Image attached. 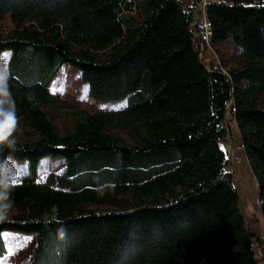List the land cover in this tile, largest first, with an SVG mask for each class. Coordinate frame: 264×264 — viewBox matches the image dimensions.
Instances as JSON below:
<instances>
[{"label":"trees","instance_id":"1","mask_svg":"<svg viewBox=\"0 0 264 264\" xmlns=\"http://www.w3.org/2000/svg\"><path fill=\"white\" fill-rule=\"evenodd\" d=\"M195 10L194 0H0L19 121L0 163L12 157L30 172L14 178L0 216V261L11 231L36 236L27 264L262 263L264 234L242 212L222 145L228 115L264 223V0L206 7L209 44L239 51L228 74L201 58ZM64 65L92 100L123 105L88 113L60 103L49 85ZM46 156L65 168L37 181Z\"/></svg>","mask_w":264,"mask_h":264},{"label":"rangeland","instance_id":"2","mask_svg":"<svg viewBox=\"0 0 264 264\" xmlns=\"http://www.w3.org/2000/svg\"><path fill=\"white\" fill-rule=\"evenodd\" d=\"M11 27L12 24L9 16L6 15L0 24V31H7ZM201 49H203L201 58L204 62L207 64L215 62L227 74L229 71L238 67L235 59L237 58L239 51L229 42L219 43L213 46L209 44V46L206 47L205 45H202ZM9 57V51L1 52L0 71L7 73V62ZM49 87L51 88V93H55L54 95L60 103L65 102L69 106H73V109H82L88 113L109 111L117 109L123 105V102H98L92 100L88 96V85L81 80L80 71L70 65H64L59 70ZM58 110L60 111V118L59 122L57 121L55 124L62 132L67 131L70 126V116L65 114L66 108L62 106V104H60ZM71 112H73V110H71ZM227 123V138L222 147L226 151L229 160L228 170L233 174V179L241 198V208L245 218L254 222L257 231L260 235H263L264 223L258 205L257 183L250 169L249 161L241 147V139L237 126L228 115ZM5 162L14 178L30 176L27 162L18 161L12 157H6L3 163ZM64 168L65 161L63 158L46 156L39 160L33 176L37 181H44L45 173L63 172ZM2 239L8 253L6 257L0 261V264H27L30 261L32 251L36 244V236L34 234L4 231L2 232ZM255 248L258 250L257 255L259 258L260 250L256 244ZM263 260L264 259L262 258L261 264H264Z\"/></svg>","mask_w":264,"mask_h":264},{"label":"clouds","instance_id":"3","mask_svg":"<svg viewBox=\"0 0 264 264\" xmlns=\"http://www.w3.org/2000/svg\"><path fill=\"white\" fill-rule=\"evenodd\" d=\"M9 75L0 71V150L15 147L14 133L18 127L16 102L9 86ZM14 176L5 163H0V216H4L12 208L10 199L14 187Z\"/></svg>","mask_w":264,"mask_h":264},{"label":"built area","instance_id":"4","mask_svg":"<svg viewBox=\"0 0 264 264\" xmlns=\"http://www.w3.org/2000/svg\"><path fill=\"white\" fill-rule=\"evenodd\" d=\"M196 4V10L194 14V22L193 27L196 26L198 32L194 33L196 37H203L204 43L201 44L206 46H209V37H210V30H211V24L208 21L206 17V7L208 3L211 2H219L218 0H194ZM203 50V49H201ZM243 149V148H242ZM262 251H259V258H262ZM264 259V258H263Z\"/></svg>","mask_w":264,"mask_h":264},{"label":"crops","instance_id":"5","mask_svg":"<svg viewBox=\"0 0 264 264\" xmlns=\"http://www.w3.org/2000/svg\"><path fill=\"white\" fill-rule=\"evenodd\" d=\"M49 90L51 91V88L49 87ZM8 253V252H7ZM7 255V254H6ZM6 257V256H5Z\"/></svg>","mask_w":264,"mask_h":264},{"label":"snow or ice","instance_id":"6","mask_svg":"<svg viewBox=\"0 0 264 264\" xmlns=\"http://www.w3.org/2000/svg\"><path fill=\"white\" fill-rule=\"evenodd\" d=\"M55 94V93H54ZM0 130H2V129H0ZM14 183H16V181H14Z\"/></svg>","mask_w":264,"mask_h":264}]
</instances>
